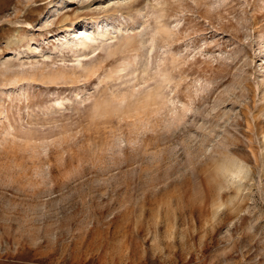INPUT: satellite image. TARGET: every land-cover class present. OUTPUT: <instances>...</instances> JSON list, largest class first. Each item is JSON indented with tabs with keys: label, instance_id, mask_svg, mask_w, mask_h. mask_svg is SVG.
<instances>
[{
	"label": "rangeland",
	"instance_id": "1",
	"mask_svg": "<svg viewBox=\"0 0 264 264\" xmlns=\"http://www.w3.org/2000/svg\"><path fill=\"white\" fill-rule=\"evenodd\" d=\"M0 264H264V0H0Z\"/></svg>",
	"mask_w": 264,
	"mask_h": 264
},
{
	"label": "bare ground",
	"instance_id": "2",
	"mask_svg": "<svg viewBox=\"0 0 264 264\" xmlns=\"http://www.w3.org/2000/svg\"><path fill=\"white\" fill-rule=\"evenodd\" d=\"M91 40H92L91 37L86 36V37H85V42H82L80 45H81V46H85V45H87L89 42H91Z\"/></svg>",
	"mask_w": 264,
	"mask_h": 264
}]
</instances>
